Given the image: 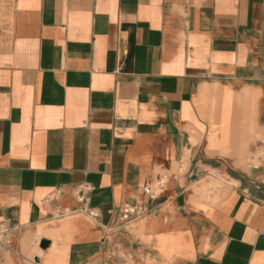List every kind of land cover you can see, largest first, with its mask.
Returning a JSON list of instances; mask_svg holds the SVG:
<instances>
[{
    "label": "crops",
    "instance_id": "0c3cea01",
    "mask_svg": "<svg viewBox=\"0 0 264 264\" xmlns=\"http://www.w3.org/2000/svg\"><path fill=\"white\" fill-rule=\"evenodd\" d=\"M262 135L264 0H0V264H264Z\"/></svg>",
    "mask_w": 264,
    "mask_h": 264
},
{
    "label": "built area",
    "instance_id": "2783aa9c",
    "mask_svg": "<svg viewBox=\"0 0 264 264\" xmlns=\"http://www.w3.org/2000/svg\"><path fill=\"white\" fill-rule=\"evenodd\" d=\"M169 179L167 176H159L157 179L146 183L142 189V197L136 203L125 202L120 207L119 219L122 225H128L134 221L140 220L146 216L155 215L156 211L149 207V201L154 200L167 188ZM91 188L84 185L76 186L73 190L74 197L79 203V207L73 211H57L58 217L70 216L72 214H82L92 219H97L100 215L99 211L92 207L90 204L89 191ZM64 193L62 189H58L54 193V198L61 196ZM16 230L0 226V246L13 248V238ZM115 243L111 248L110 256L112 258H123L126 256L128 259L133 257L131 252L125 251Z\"/></svg>",
    "mask_w": 264,
    "mask_h": 264
},
{
    "label": "rangeland",
    "instance_id": "374dc122",
    "mask_svg": "<svg viewBox=\"0 0 264 264\" xmlns=\"http://www.w3.org/2000/svg\"><path fill=\"white\" fill-rule=\"evenodd\" d=\"M257 138L260 139V140H264V136L263 135L262 136H257ZM260 160H264V149H258L253 154V160H250V163L253 166H258V165L262 164V161H260ZM213 175H215V174L213 173ZM205 190H206V192L208 194L207 198H208L209 201L210 200H213V201L218 200V197H216L219 194L218 189H216L215 187H211L210 186L208 189H205ZM211 193L214 194V198L213 199H210V197H209L211 195ZM30 258L32 259V257H30Z\"/></svg>",
    "mask_w": 264,
    "mask_h": 264
},
{
    "label": "water",
    "instance_id": "95a60500",
    "mask_svg": "<svg viewBox=\"0 0 264 264\" xmlns=\"http://www.w3.org/2000/svg\"><path fill=\"white\" fill-rule=\"evenodd\" d=\"M46 245H47V241L42 240L41 243H40V246H41L42 248H44ZM36 261H37V260H36ZM32 264H34V263H32ZM35 264H36V263H35Z\"/></svg>",
    "mask_w": 264,
    "mask_h": 264
}]
</instances>
